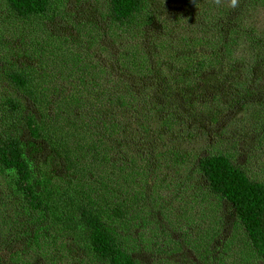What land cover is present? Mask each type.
<instances>
[{"label":"trees","instance_id":"1","mask_svg":"<svg viewBox=\"0 0 264 264\" xmlns=\"http://www.w3.org/2000/svg\"><path fill=\"white\" fill-rule=\"evenodd\" d=\"M0 2L20 21L43 20L51 14L60 19L66 17L57 0ZM105 7L109 21L102 36H108L115 29L122 35L124 33L129 40L120 51L112 54L113 70L108 79H103L108 74L105 69H96V65L82 62L80 53L74 48L68 49L63 42L52 53L48 48L44 49L49 55L52 54V58L48 59L55 62V69L46 66L42 69L46 71L44 74L42 70L33 69L32 77L26 72L28 67L19 65L4 72L8 81L26 98L41 99L44 107L40 102L39 106L43 112L47 108L52 116L55 110L64 111L59 116L67 120L63 127L71 126L77 132L74 136L77 145L71 149L74 154L88 159L85 160V168L90 176L88 181L75 185L50 183L44 171L45 161L37 164L26 155L25 142L18 130L9 132L2 129L0 171L7 173L11 187L9 193L2 191L4 205L0 207V254L5 251L9 258H1L7 261H0V264H24L25 251L32 246L38 250L43 248L44 264H48V261L49 264H57L59 258L64 257L60 248L70 250V241L74 248L77 243L84 247L100 264H143L136 252L130 249L129 244L134 243L130 226L137 219L135 207L140 204L136 188L138 180L149 175L142 165L149 167L153 158L157 160L158 169L172 166L173 174L169 170L166 178L178 194L179 201L197 199L208 202L210 198L213 199L212 196L219 199L212 207H217L219 203L225 207L220 218H224L226 212H231L246 235L249 247L246 259H241V262L264 264V181L249 175L250 163L247 158L241 161L234 154L225 152H181L167 145L168 141L164 139L166 133L159 126L176 120L182 114V108L188 101L185 99L187 85L178 87L168 82L172 74L169 75L166 64L160 68V74L165 73L166 76L159 75L158 70L150 65V58L162 50L163 44L156 45L151 41L147 46V43H140L137 39L140 26L155 19V14L147 12L145 0H105ZM187 56L189 58L178 54L176 60H183V64L191 68L195 66V73L198 74L206 64L204 59L194 65L191 57ZM227 65L231 66V63ZM122 68L132 79L129 77L127 84L126 81L122 85L118 81L113 83L114 75ZM180 71L182 68L173 72ZM145 77H149L146 82ZM104 80H110V85L105 86ZM141 80L145 85L141 84ZM216 81L211 83L214 88L217 85L222 89L228 88L226 83ZM211 85L209 88H212ZM163 88L168 90L162 94L165 99L154 98L159 94V89L160 93L163 92ZM68 91L72 92L67 94ZM226 92L229 94L228 101L234 100L235 92L230 86ZM71 108L76 112L69 116ZM203 113L195 117L198 122H201ZM20 115L24 119L25 137L36 141L47 138L48 142L63 147L66 140L58 133V128L62 126L58 123L56 126V120L44 123L51 128L48 135L44 134L42 122L29 113L22 114L19 101L9 97L1 100L0 126H13L15 117ZM147 118L155 119L158 127L154 130L157 135L155 143L162 142L152 151L150 148L144 150L141 140L135 145L134 138L125 141L129 125L140 124ZM260 139L261 135L257 139L254 137L252 145L259 144ZM62 151L67 166L76 168L77 158L69 150ZM2 183L8 187L6 181ZM129 218L132 220L125 227ZM16 221L23 223L22 229L19 228L22 233L17 236L7 226ZM57 231L67 244L57 242ZM200 244L206 254L213 251L204 237ZM227 244L223 242L224 246ZM45 250L48 251L49 260L44 257Z\"/></svg>","mask_w":264,"mask_h":264},{"label":"rangeland","instance_id":"2","mask_svg":"<svg viewBox=\"0 0 264 264\" xmlns=\"http://www.w3.org/2000/svg\"><path fill=\"white\" fill-rule=\"evenodd\" d=\"M57 2L65 19L51 14L33 22L16 19L0 2V102L6 97L19 101L22 114L29 113L42 122L41 128L47 135L51 128L44 123L56 120V126L57 123L62 126L57 131L66 142L63 147H59L55 145L57 143L48 142L47 138L37 141L28 139L23 135L26 128L22 115L15 117L13 126H0V131L18 130L25 142L26 155L37 164L45 161L44 171L50 183L64 186L67 183H84L90 176L85 168V160L88 159L74 154L71 149L77 145L74 138L77 132L71 126L63 127L67 120L59 118L62 110H55L52 116L47 108L43 112L39 106L40 102L44 107L41 99L26 98L22 91L8 81L4 72L19 65L28 67L26 72L32 77L33 69L41 71L46 66L55 69V62L48 59L52 58V54L49 55L44 49L48 48L52 53L63 42L68 49L74 48L80 53L82 62H90V65H96V69H105L108 74L103 79H108L113 70L112 54L120 51L129 40L124 33L122 35L115 29L108 36H102L109 21L105 0ZM145 7L147 12L155 14V19L152 23L140 26L137 39L140 43H147V46H150L151 41L156 45L163 44L160 52L152 53L150 65L158 70L159 75L166 76L165 73L160 74V68L166 64L169 75L172 74L168 82L178 87L187 85L185 88L188 90L184 96L188 101L182 108V114L176 120L159 126L166 133L164 139H167V145L181 152H225L234 154L241 161L247 158L250 163L249 175L264 181V0H145ZM145 49L149 52L148 48ZM178 54L186 58L189 55L194 65L202 58L206 64L196 74L195 66L191 68L183 64V60H176ZM228 62L231 66L227 65ZM179 68L182 71L173 72ZM42 71L43 74L46 72ZM114 71L117 69L114 68ZM129 77L132 79L122 68L114 75L113 83L118 81L122 85L126 81L127 84ZM147 79L149 77H145L144 81ZM216 80L226 83L228 88L222 89L218 85L214 88L211 83H216ZM144 81L141 80V84L145 85ZM103 83L109 86L110 80H104ZM210 85L212 88H209ZM229 86L236 98L228 101L229 94L226 91ZM165 91H168L167 88H163L161 93L159 89V94L153 97L165 99L162 95ZM74 112L75 109L71 108L69 116ZM200 113H203V117L198 122L195 117ZM144 120V124L129 125L125 141L134 138L135 145L141 140L144 150L150 148L152 151L162 142L155 143L157 135L154 130L158 129L155 119ZM94 130L98 131L97 128ZM260 135L259 144L252 145L254 137L257 139ZM62 149L71 151L77 158L76 168L67 166ZM156 164L157 160L153 158L149 167L142 165L149 175L138 180L136 187L140 204L135 207L137 219L130 226L134 243L129 245L140 261L143 264H244L241 259H246L249 246L235 216L226 212L225 217L220 218L225 207L221 203L212 207L219 200L213 196L208 202L197 199L179 201L178 194L166 178L169 170L173 174L172 166L158 169ZM8 179L7 173L0 171V207L4 205L2 191H10ZM131 220H127L125 227ZM19 222L7 225L15 236L22 233L23 223ZM56 235L58 243L67 244L58 231ZM202 237L212 247L210 254H206L200 244ZM223 242L228 244L224 246ZM69 249L73 251L60 248L64 257L59 258L57 264H100L78 243L74 248L70 241ZM42 254L43 248H28L24 264H44ZM44 257L50 259L47 250ZM1 258L8 259L9 256L2 251L0 261H7Z\"/></svg>","mask_w":264,"mask_h":264}]
</instances>
